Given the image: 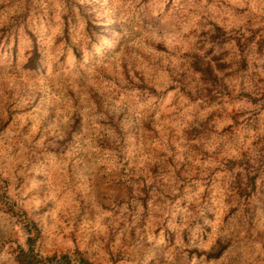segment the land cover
Listing matches in <instances>:
<instances>
[{
  "label": "rangeland",
  "instance_id": "rangeland-1",
  "mask_svg": "<svg viewBox=\"0 0 264 264\" xmlns=\"http://www.w3.org/2000/svg\"><path fill=\"white\" fill-rule=\"evenodd\" d=\"M30 231L264 264V0H0V264Z\"/></svg>",
  "mask_w": 264,
  "mask_h": 264
},
{
  "label": "trees",
  "instance_id": "trees-1",
  "mask_svg": "<svg viewBox=\"0 0 264 264\" xmlns=\"http://www.w3.org/2000/svg\"><path fill=\"white\" fill-rule=\"evenodd\" d=\"M31 235L25 247H20L17 255L18 264H93L80 250L73 253H54L43 255L37 246V234Z\"/></svg>",
  "mask_w": 264,
  "mask_h": 264
}]
</instances>
